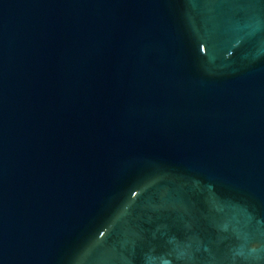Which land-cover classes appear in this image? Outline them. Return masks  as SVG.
<instances>
[{
	"label": "water",
	"instance_id": "obj_1",
	"mask_svg": "<svg viewBox=\"0 0 264 264\" xmlns=\"http://www.w3.org/2000/svg\"><path fill=\"white\" fill-rule=\"evenodd\" d=\"M0 264H264V0H0Z\"/></svg>",
	"mask_w": 264,
	"mask_h": 264
}]
</instances>
